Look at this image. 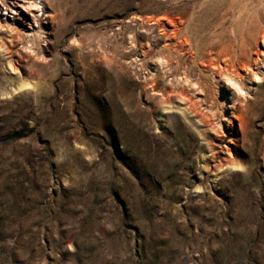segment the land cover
Segmentation results:
<instances>
[{"label":"rangeland","instance_id":"rangeland-1","mask_svg":"<svg viewBox=\"0 0 264 264\" xmlns=\"http://www.w3.org/2000/svg\"><path fill=\"white\" fill-rule=\"evenodd\" d=\"M22 1L0 0V264H264V0Z\"/></svg>","mask_w":264,"mask_h":264},{"label":"bare ground","instance_id":"bare-ground-1","mask_svg":"<svg viewBox=\"0 0 264 264\" xmlns=\"http://www.w3.org/2000/svg\"><path fill=\"white\" fill-rule=\"evenodd\" d=\"M18 1V2H16ZM19 2H21V0H8V2H6L5 4L2 5L4 10H7L9 12H14L16 13L19 8H15L14 4L16 3L18 5V7H21L19 5ZM23 6L25 5V7H30L31 9H33L34 11H41V16L43 15V4L40 0H23L22 1ZM40 16V15H37ZM168 20L171 21V19L174 20L175 17H171V16H167L166 17ZM24 21L27 20L26 17L22 18ZM32 21L35 23H38L39 19L35 18V16L31 17ZM179 22L177 21V18L175 21H173V25L170 26V34L171 35H175L179 32ZM255 59L252 62V66L251 69L248 70L249 74L251 75V77H256V72L254 70V66L256 67L258 64L263 63L264 64V34L261 35L259 42H258V47L255 51ZM219 71V77H221L224 81H226L228 84H230L235 91H240L241 90V79L240 77L235 73L232 72V70H224L223 68H218ZM223 75V76H222Z\"/></svg>","mask_w":264,"mask_h":264}]
</instances>
